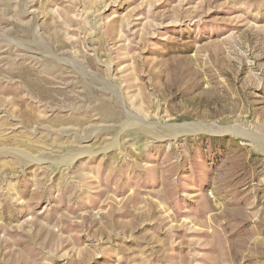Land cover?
Instances as JSON below:
<instances>
[{
    "label": "rangeland",
    "instance_id": "rangeland-1",
    "mask_svg": "<svg viewBox=\"0 0 264 264\" xmlns=\"http://www.w3.org/2000/svg\"><path fill=\"white\" fill-rule=\"evenodd\" d=\"M0 264H264V0H0Z\"/></svg>",
    "mask_w": 264,
    "mask_h": 264
},
{
    "label": "bare ground",
    "instance_id": "bare-ground-1",
    "mask_svg": "<svg viewBox=\"0 0 264 264\" xmlns=\"http://www.w3.org/2000/svg\"><path fill=\"white\" fill-rule=\"evenodd\" d=\"M26 155H28V157H30L32 160H36L35 158H32L29 154L26 153ZM79 155H82V154H81V153H77L76 155H73V156L71 157L72 161H74L75 158L78 157Z\"/></svg>",
    "mask_w": 264,
    "mask_h": 264
}]
</instances>
